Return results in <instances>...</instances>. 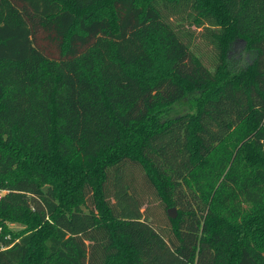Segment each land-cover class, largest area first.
<instances>
[{
    "label": "trees",
    "instance_id": "1",
    "mask_svg": "<svg viewBox=\"0 0 264 264\" xmlns=\"http://www.w3.org/2000/svg\"><path fill=\"white\" fill-rule=\"evenodd\" d=\"M262 11L0 0V256L264 264V24L248 22ZM237 42L254 55L241 72ZM151 198L177 217L158 223Z\"/></svg>",
    "mask_w": 264,
    "mask_h": 264
},
{
    "label": "rangeland",
    "instance_id": "2",
    "mask_svg": "<svg viewBox=\"0 0 264 264\" xmlns=\"http://www.w3.org/2000/svg\"><path fill=\"white\" fill-rule=\"evenodd\" d=\"M248 19H249L248 22L253 24V26L255 27V30H260L262 24H264L263 23L264 11H262L261 19L258 20L257 19L255 20L254 18H248ZM200 49L203 53V58L206 64L208 66H212L214 61L213 50L209 46L204 45V42L202 41H200ZM230 56H231L232 66L233 68H235L234 70H236L235 72L243 71L249 64H252L254 58L253 56H251L250 52L245 50L242 42H237L234 45ZM188 109L189 108L187 107V105H183L179 108L177 113L175 112L176 114L172 113V115L174 114L173 117L178 116L181 113L188 111ZM150 200H151L150 202L151 214L156 218L158 223L160 222L161 225L167 224L169 210L166 211L164 206L160 205L161 202H159L158 199L151 198ZM9 226L14 231H19L22 228L20 225H16V224H10ZM0 264H8L2 256H0Z\"/></svg>",
    "mask_w": 264,
    "mask_h": 264
},
{
    "label": "water",
    "instance_id": "3",
    "mask_svg": "<svg viewBox=\"0 0 264 264\" xmlns=\"http://www.w3.org/2000/svg\"><path fill=\"white\" fill-rule=\"evenodd\" d=\"M168 214L171 219H175L177 217V211L175 208L169 209Z\"/></svg>",
    "mask_w": 264,
    "mask_h": 264
},
{
    "label": "built area",
    "instance_id": "4",
    "mask_svg": "<svg viewBox=\"0 0 264 264\" xmlns=\"http://www.w3.org/2000/svg\"><path fill=\"white\" fill-rule=\"evenodd\" d=\"M3 193H5V192L4 191L0 192V199H1Z\"/></svg>",
    "mask_w": 264,
    "mask_h": 264
}]
</instances>
